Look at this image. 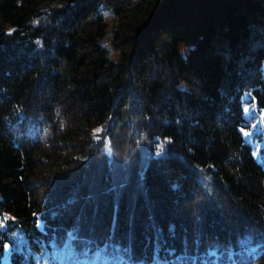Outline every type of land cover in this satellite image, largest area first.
<instances>
[{"label":"trees","instance_id":"trees-1","mask_svg":"<svg viewBox=\"0 0 264 264\" xmlns=\"http://www.w3.org/2000/svg\"><path fill=\"white\" fill-rule=\"evenodd\" d=\"M263 65L264 0H0V260L264 264Z\"/></svg>","mask_w":264,"mask_h":264},{"label":"rangeland","instance_id":"rangeland-1","mask_svg":"<svg viewBox=\"0 0 264 264\" xmlns=\"http://www.w3.org/2000/svg\"><path fill=\"white\" fill-rule=\"evenodd\" d=\"M107 40L103 39L102 42L104 45L109 46ZM263 72H264V65H263ZM242 99H243V116L247 124L249 125L247 129H242L241 131L242 136L246 142L252 145L253 147L252 153L255 160L260 161L261 158H260L259 148L262 144V140L259 139V135H261V137L264 136V108L261 109L257 108L255 103L250 101V96L248 93L243 94ZM8 251L9 249H7L5 252ZM246 252L248 251L245 249L241 250V255H242L241 258L244 257ZM232 262L235 263V259ZM9 264H11L10 258H9ZM35 264H46L45 258H37ZM47 264H50L49 260H47Z\"/></svg>","mask_w":264,"mask_h":264},{"label":"snow or ice","instance_id":"snow-or-ice-1","mask_svg":"<svg viewBox=\"0 0 264 264\" xmlns=\"http://www.w3.org/2000/svg\"><path fill=\"white\" fill-rule=\"evenodd\" d=\"M97 131H99V130H97ZM161 151H162V148H161ZM157 155H160L159 151L157 152ZM3 248L9 249V245L7 243L3 244ZM9 256H10V251L5 252L3 259L0 260V264H9Z\"/></svg>","mask_w":264,"mask_h":264},{"label":"built area","instance_id":"built-area-1","mask_svg":"<svg viewBox=\"0 0 264 264\" xmlns=\"http://www.w3.org/2000/svg\"><path fill=\"white\" fill-rule=\"evenodd\" d=\"M0 226H1V224H0Z\"/></svg>","mask_w":264,"mask_h":264}]
</instances>
